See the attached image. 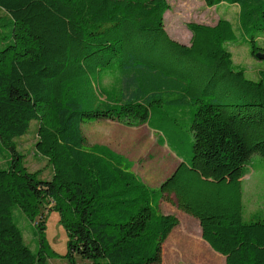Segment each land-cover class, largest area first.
<instances>
[{"label": "trees", "instance_id": "16d2710c", "mask_svg": "<svg viewBox=\"0 0 264 264\" xmlns=\"http://www.w3.org/2000/svg\"><path fill=\"white\" fill-rule=\"evenodd\" d=\"M224 2L238 7V32L225 17L189 22L185 44L165 29L167 0H0L11 26L0 37V143L9 151L0 163V264H50L52 255L157 264L179 223L160 208L167 195L225 264H264V212L243 219L241 186L251 154L264 158V69L247 77L226 47L240 39L264 53V0H206ZM33 119L48 179L26 168L14 141ZM103 119L146 123L180 163L147 184L126 155L87 145L82 124ZM47 207L66 230L63 254L47 240ZM15 210L32 224L35 250Z\"/></svg>", "mask_w": 264, "mask_h": 264}, {"label": "rangeland", "instance_id": "374dc122", "mask_svg": "<svg viewBox=\"0 0 264 264\" xmlns=\"http://www.w3.org/2000/svg\"><path fill=\"white\" fill-rule=\"evenodd\" d=\"M168 9L164 13V26L174 40L187 44L190 30L187 23H205L213 25L219 17L229 19L238 32V7L229 2L210 5L206 0H167ZM10 18L0 7V37L11 34ZM1 41V39H0ZM257 42L264 46V30L259 32ZM2 47V44H0ZM232 53L233 62L244 69L247 77L256 79L258 71L264 69V57L253 55L246 42H226ZM104 81H108L105 78ZM37 120H31L25 134L14 138L17 151L23 157V163L30 171H37L41 178L51 176V164L47 158L35 150ZM87 145L105 144L134 161L133 171L146 183L158 185L160 180L174 170L180 163L167 144H158L157 132L146 123L126 125L115 120H92L82 124ZM185 145H181L184 147ZM5 147L0 143V163L8 157ZM179 162V163H178ZM178 163V164H177ZM243 219L249 215L264 212V158L254 152L245 165V174L241 178ZM50 204H48L49 207ZM44 209L45 234L51 250L63 254L67 249V233L60 221L59 213ZM163 212L172 213L179 219L177 226L169 233L162 244L161 261L157 264H225L224 256L215 252L202 238L198 220L179 209L173 195H167L160 202ZM15 210V218L23 229L24 238L31 249H36V236L29 220ZM76 264H93L89 259L75 255ZM50 264H70L61 256L52 255Z\"/></svg>", "mask_w": 264, "mask_h": 264}, {"label": "crops", "instance_id": "0c3cea01", "mask_svg": "<svg viewBox=\"0 0 264 264\" xmlns=\"http://www.w3.org/2000/svg\"><path fill=\"white\" fill-rule=\"evenodd\" d=\"M157 136H158V133H157ZM169 149H170V148H169ZM170 150H171V149H170ZM175 155H176V154H175ZM176 157L179 159V162H180V161H181V158L178 157L177 155H176ZM179 162H178V163H179ZM178 163H177V164H178ZM172 171H173V170H172ZM172 171H171V172H172ZM171 172H170V173H171ZM170 173H169L168 175H170ZM168 175L164 176V177L160 180V182H161L163 179H165ZM160 182L158 183V185L160 184ZM147 184L151 185L152 183H147ZM152 186H157V185H152Z\"/></svg>", "mask_w": 264, "mask_h": 264}, {"label": "water", "instance_id": "95a60500", "mask_svg": "<svg viewBox=\"0 0 264 264\" xmlns=\"http://www.w3.org/2000/svg\"><path fill=\"white\" fill-rule=\"evenodd\" d=\"M255 55L258 56V57H260V58L261 57H264V53L263 52H260V51L256 52Z\"/></svg>", "mask_w": 264, "mask_h": 264}]
</instances>
